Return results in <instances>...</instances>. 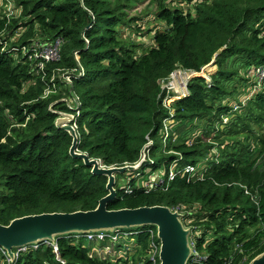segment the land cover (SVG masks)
<instances>
[{"label":"trees","instance_id":"obj_1","mask_svg":"<svg viewBox=\"0 0 264 264\" xmlns=\"http://www.w3.org/2000/svg\"><path fill=\"white\" fill-rule=\"evenodd\" d=\"M134 3L156 10L146 22L130 19L125 10ZM17 5L19 19L0 20V224L95 211L108 196V177L70 154L74 138L58 123L71 116L78 153L107 168L143 161L136 175L164 179L157 186L126 173L127 187L118 189L116 180L108 210L161 206L178 212L191 231L188 264H250L262 255L264 81L254 70L264 68V0ZM6 30L22 35L9 38ZM58 40L61 61L41 70L34 49ZM211 64L217 71L210 81L192 78L188 93L167 105L163 83L174 72L201 73ZM60 71L68 72L70 86L61 84ZM104 233L119 240L105 239L97 249L86 245L88 234L73 233L28 246L12 264H154L160 247L155 227ZM127 235L136 242L131 249ZM114 249L119 256H103ZM0 264H9L2 254Z\"/></svg>","mask_w":264,"mask_h":264},{"label":"water","instance_id":"obj_2","mask_svg":"<svg viewBox=\"0 0 264 264\" xmlns=\"http://www.w3.org/2000/svg\"><path fill=\"white\" fill-rule=\"evenodd\" d=\"M73 120V117L66 116V119H61L58 123L60 129L68 131L74 138L70 154L83 159L86 166L92 168L93 174L108 177V196L100 201L95 211L33 215L16 219L9 226L0 224V247L7 251L14 261L15 249L50 243L60 236L152 226L157 229L161 245L160 264H188L193 255L191 231L184 227L178 212L161 206L108 210V204L117 196L114 188L116 175L137 170L143 161L136 166L107 168L102 161L91 160L87 155L78 153V136L76 129L71 125ZM250 264H264V253Z\"/></svg>","mask_w":264,"mask_h":264},{"label":"rangeland","instance_id":"obj_3","mask_svg":"<svg viewBox=\"0 0 264 264\" xmlns=\"http://www.w3.org/2000/svg\"><path fill=\"white\" fill-rule=\"evenodd\" d=\"M17 3H18V0H0V20H3L5 18H7V20H9V21H11L12 19H19L20 18L19 16H20V10L21 9L18 7ZM155 10H156V7L153 4H150V3H142V4L134 3V4L131 5V7L129 9L125 10V12L128 14L130 19L142 18L146 22V21H148L150 19V14H152L153 11H155ZM148 26H150V28H154V26L151 24V21L148 24ZM145 28L146 27H141V30L144 31ZM131 32L132 31H130L129 33H131ZM5 34L9 38H17V37H20L22 35L21 33H18V32H15V31H10V30H6L4 35ZM133 37L138 42H141V43L146 42V38L145 37H141L139 34H136V35L133 34ZM78 58L79 57L76 54V59H78ZM216 71H217V67L214 66L213 64H211L210 66L204 68V70L201 73L192 74L191 72H184L183 70H177L176 72H174L171 75L170 79L167 82L163 83V89L165 90V92L167 94L166 96L169 97L167 99V105L170 106L175 101L174 96L182 95V94L186 93L187 84L192 78L197 77V76H200V77L202 76V77L206 78L208 81H210V77L209 76H211ZM60 72H58L57 78L59 79L61 84L63 86H64V84H67V86H70L71 82H70L69 76L67 75L68 72L67 73H65L63 71H60ZM241 74L245 75L246 74V70L245 69H241ZM250 74H251V72L248 71L247 75L249 76ZM187 78L190 79V80H188ZM186 79H187V81H185ZM238 90H240V88H238ZM255 92L256 91H253V93H255ZM251 96H250V98H251ZM236 109L237 108L235 107V110ZM228 121H229V118H226L225 121H224V124H227ZM217 126H219V124ZM200 128H202V126ZM256 129L259 130L258 127H256ZM167 138H168V135L166 136V139ZM133 172H135V171H133ZM126 173H128V172H126ZM126 173H124L125 175H119V176L117 175L118 177L116 176L118 189L122 190L123 188L127 187L128 179L130 178L131 175L126 174ZM137 173L138 172L136 171L135 173H133L132 176L135 177L136 180L139 183H143V182L145 183L149 179L154 180L153 183L161 182V178H160L161 176L156 178L157 174H154V175H150V174L149 175L148 174L147 175H141V173H139L138 175H136ZM113 237H116V236L113 235ZM122 237L124 239H126L125 241H127V242H125V243L129 246L130 249L136 245V242L134 241L133 237H131V235L122 236ZM128 238H130V242H128L129 241ZM90 242L91 241H89V242L85 241L86 245H90L91 244ZM92 243L94 244V246L97 249L102 248L101 247V244H102L101 242L93 241ZM114 251H115V249L111 250L109 252H106V253L103 254V256H111V257L119 256V254L116 251L115 252ZM15 260L16 259H14V261L11 260V263H14Z\"/></svg>","mask_w":264,"mask_h":264},{"label":"built area","instance_id":"obj_4","mask_svg":"<svg viewBox=\"0 0 264 264\" xmlns=\"http://www.w3.org/2000/svg\"><path fill=\"white\" fill-rule=\"evenodd\" d=\"M61 45H62V42L60 40H58L54 43L42 44V45H40L34 49L33 58L40 61V69L41 70H44L45 66L48 63L61 61V52H60ZM192 74H195V73H192ZM254 74L257 75L260 83L264 81V68H259V69L254 70ZM187 93H188V89H186L185 94H182L179 96H185ZM244 102H246V100H244ZM236 108L238 109L239 107H236ZM187 172L188 173H195V169L192 167H189V168H187ZM174 176H175L174 173L171 172L170 179H173ZM160 178H161V182H159V183L155 182L157 186L164 184L163 177H160ZM87 238L91 242H93V241L103 242L105 239H108V238L114 240L113 242H116L117 240H119V238L117 236L113 237V235H107L104 232L89 233L87 235ZM46 244H50V243H46ZM34 248H36V246ZM160 248H161V245H160V247L155 246V253H154V256L152 258V261L154 262V264H158L156 257H159ZM26 249H27V247H24V248L19 249L16 253H14L15 259H18L20 256V253L25 252ZM55 250L57 251V246H55ZM0 254L4 255V257H6L9 264H12L11 258L8 256L7 251H5L2 247H0Z\"/></svg>","mask_w":264,"mask_h":264},{"label":"bare ground","instance_id":"obj_5","mask_svg":"<svg viewBox=\"0 0 264 264\" xmlns=\"http://www.w3.org/2000/svg\"><path fill=\"white\" fill-rule=\"evenodd\" d=\"M61 73V72H60ZM177 74V73H176ZM181 75V74H180ZM202 77V76H201ZM210 77V76H209ZM188 79V78H187ZM187 79L185 80V81H187ZM181 80V79H180ZM188 80H190V79H188ZM184 83V82H183ZM185 85V84H184ZM188 85V84H187ZM179 89V88H178ZM175 136V135H174ZM173 138V137H172ZM175 139V138H174ZM151 145V144H150ZM148 157V156H147ZM119 176V175H118ZM117 176V177H118ZM118 179V178H117ZM193 231V230H192ZM30 247V246H29ZM38 247V246H37Z\"/></svg>","mask_w":264,"mask_h":264}]
</instances>
